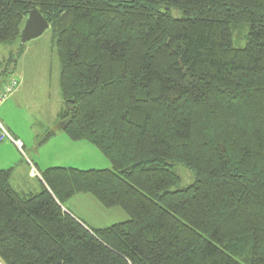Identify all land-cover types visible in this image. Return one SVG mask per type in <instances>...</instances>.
I'll return each mask as SVG.
<instances>
[{"label":"trees","instance_id":"trees-1","mask_svg":"<svg viewBox=\"0 0 264 264\" xmlns=\"http://www.w3.org/2000/svg\"><path fill=\"white\" fill-rule=\"evenodd\" d=\"M32 9L54 34L59 127L111 168H48L35 194L0 170V263L264 264V0H0V45ZM78 194L128 220L89 228L64 207Z\"/></svg>","mask_w":264,"mask_h":264},{"label":"rangeland","instance_id":"rangeland-1","mask_svg":"<svg viewBox=\"0 0 264 264\" xmlns=\"http://www.w3.org/2000/svg\"><path fill=\"white\" fill-rule=\"evenodd\" d=\"M234 33V41L235 39L239 40L240 46L243 45L240 38L246 33V29L238 28ZM235 47L237 46L235 45ZM19 50L20 54L15 56L16 65L12 68V72H10L11 74L7 79L15 80L18 83L15 92L19 89V86L20 89L16 93H11L7 101L5 100L6 103L2 108L7 117L6 119L0 118L7 128L11 124L15 130L22 132L24 139L28 141V145L23 148L22 153L9 141L0 144L1 147L6 146L9 149V153H5L3 150L0 152L4 153L7 159L0 158V162H3L2 165L13 164L14 171L23 174L25 170L27 172L25 158L28 157L34 163L38 159L40 168L43 170L50 167H71L79 170L111 168L109 161L92 144L86 141H79L82 143L80 145L83 146L75 147H65L63 144H57L56 142L39 146L47 132L59 127L55 115L63 105L59 94L60 63L56 55L54 34L51 27H48L40 37L29 41L25 45H21L20 41L12 46L0 45V72L7 68L9 55L17 53ZM12 132L18 135L16 131L13 130ZM34 152H37L36 157ZM174 170L181 178L180 188H185L193 182L194 176L188 169L177 165ZM38 183L39 181L36 180L35 187L37 189L35 191L31 190V193L39 192ZM76 196H86L87 198H81L77 203H65V207L73 217L89 228L96 229L98 228L96 225L106 228L128 220V216L120 208L105 209L88 194H78ZM73 204L84 207L86 215L92 221L79 219L78 215L69 207ZM94 222L96 225H94Z\"/></svg>","mask_w":264,"mask_h":264},{"label":"crops","instance_id":"crops-1","mask_svg":"<svg viewBox=\"0 0 264 264\" xmlns=\"http://www.w3.org/2000/svg\"><path fill=\"white\" fill-rule=\"evenodd\" d=\"M56 55H57V53H56ZM1 72H2V70H1ZM0 72V73H1ZM10 73V72H9ZM11 74V73H10ZM9 76V74L7 75V76H5V77H2V76H0V92L3 90V88H4V86L6 85V83L10 80L9 78V80L7 79V77ZM20 84V83H19ZM19 89H20V86H19ZM19 89H17L16 90V92L19 90ZM15 92V91H14ZM13 92V93H14ZM15 92V93H16ZM20 92V91H19ZM10 97V96H9ZM8 99V98H7ZM7 99H5L6 101H7ZM4 100V101H5ZM2 102L1 104H0V117L1 118H3V119H6V114H5V112H4V109L2 108L3 106H4V104L6 103V101L5 102ZM63 108H64V104L62 105V108L60 109V111L61 110H63ZM60 111H58L57 113H56V115H55V117H56V122H57V115H58V113L60 112ZM0 118V120L3 122V120ZM9 128H7L16 138H18V139H20L22 142H23V144H24V147H26V145H28V141L26 140V139H24V137H23V135H22V132H18L17 130H15V128L13 127V126H11V124H10V126H8ZM14 131H16V133L18 134V135H20V136H18V135H16L15 133H13L12 131L13 130ZM51 130V129H50ZM49 132H52L53 133V135L48 139V140H46L45 142H43V143H40V145L39 146H43V145H45V144H47V143H49V144H52V143H57V144H63V146H65V147H75V146H83V145H80V144H82V143H80V142H72V141H70L67 137H65L66 135L64 134V132L62 131V129L60 128V127H58L57 129H55V130H51V131H49ZM1 144H3V143H1ZM79 144V145H78ZM4 151L5 153H9V149H8V147H1L0 146V152L1 151ZM34 150V149H33ZM36 150V149H35ZM36 153L37 152H34V155H35V157H36ZM0 158L1 159H3V160H7L6 159V157H5V155H4V153H0ZM26 159V164H27V172H26V170L23 172V174H21L20 172H16V171H14L15 169L13 168V164H11V165H7V166H3L2 165V163L3 162H0V170H6V169H12V177H11V185H12V187L14 188V190L17 192V191H19L18 193H20V192H22V193H20V194H26V193H31L30 191L31 190H33V191H35L37 188L35 187L36 186V180H38L39 181V183H38V188H39V190L38 191H40L41 189H42V187H43V182L39 179V178H36V177H33V176H31V174H30V168H29V163H32L34 166H35V168L37 169V171L39 172V173H41V172H43V171H45L46 169H48V168H46V169H42V168H40L41 166H40V164H39V162H38V159H37V161L35 160V158L33 157V159L37 162H33L32 160H29L28 159V157H26L25 158ZM104 167H107V166H104ZM50 168H53V167H50ZM71 168V167H70ZM20 169V168H19ZM108 169V168H107ZM81 198H87L86 196H83V197H80V196H74V197H72L70 200H68V202H66V203H69V204H71L72 202H74V203H77V202H79L78 200H80ZM64 207H65V205H64ZM73 211H74V213H76V215H78L77 217L79 218V219H84L85 221H92L87 215H86V210H85V208L84 207H82V206H75V204H73L72 206L70 205L69 206ZM66 208V207H65ZM67 209V208H66ZM67 211L70 213V211L67 209ZM71 214V213H70ZM80 221V220H79ZM95 223V222H94ZM94 225H96V223L94 224ZM96 227H98V228H96V229H99V228H105V227H102L101 225L99 226V225H96Z\"/></svg>","mask_w":264,"mask_h":264},{"label":"built area","instance_id":"built-area-1","mask_svg":"<svg viewBox=\"0 0 264 264\" xmlns=\"http://www.w3.org/2000/svg\"><path fill=\"white\" fill-rule=\"evenodd\" d=\"M18 83L15 80H9L6 85L4 86L3 90L0 92V104L8 98V96L15 91L17 88ZM5 141H9L17 150L23 153L24 145L21 140L15 138L12 133L6 128L3 122L0 120V144L4 143ZM30 165V174L33 177L39 178L40 174L34 168L32 163Z\"/></svg>","mask_w":264,"mask_h":264},{"label":"water","instance_id":"water-1","mask_svg":"<svg viewBox=\"0 0 264 264\" xmlns=\"http://www.w3.org/2000/svg\"><path fill=\"white\" fill-rule=\"evenodd\" d=\"M49 27L47 21L36 9H32L27 14V20L22 28L20 44L25 45L31 40L40 37Z\"/></svg>","mask_w":264,"mask_h":264},{"label":"bare ground","instance_id":"bare-ground-1","mask_svg":"<svg viewBox=\"0 0 264 264\" xmlns=\"http://www.w3.org/2000/svg\"><path fill=\"white\" fill-rule=\"evenodd\" d=\"M16 138V137H15ZM18 139V138H17ZM20 140V139H19ZM23 143V142H22ZM1 264V263H0Z\"/></svg>","mask_w":264,"mask_h":264}]
</instances>
